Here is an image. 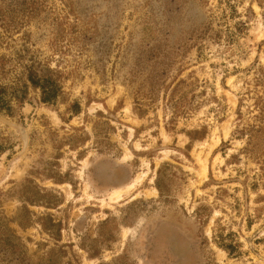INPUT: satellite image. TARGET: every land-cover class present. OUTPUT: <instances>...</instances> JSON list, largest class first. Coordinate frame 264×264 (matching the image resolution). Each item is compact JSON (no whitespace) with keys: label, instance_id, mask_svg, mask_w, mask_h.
<instances>
[{"label":"rangeland","instance_id":"374dc122","mask_svg":"<svg viewBox=\"0 0 264 264\" xmlns=\"http://www.w3.org/2000/svg\"><path fill=\"white\" fill-rule=\"evenodd\" d=\"M0 264H264V0H0Z\"/></svg>","mask_w":264,"mask_h":264},{"label":"bare ground","instance_id":"6f19581e","mask_svg":"<svg viewBox=\"0 0 264 264\" xmlns=\"http://www.w3.org/2000/svg\"><path fill=\"white\" fill-rule=\"evenodd\" d=\"M254 7H255L256 10L258 9V7L256 5ZM225 134H227V132ZM217 142H218V138L214 139V142L209 145V151L212 149L214 144H216ZM130 156H131V154L128 153L127 155H125L124 158L130 157ZM198 161H199V170H198L197 174L199 176H201L202 179H203L206 176V171H207L206 157L205 158L198 157ZM26 165L27 164L25 162L19 161L17 159L15 161V163L13 164L12 168H11L10 176H19V175H21L24 172V168H25ZM146 174H147V171H142V172L137 173L132 178L131 182H129L128 184L124 185L123 187H117V188L112 189L107 194L106 197H102L101 198V202L103 204L106 203L105 202L106 199H108L111 202H117V201L121 200L123 198V195H125V194L134 195L132 198L138 196L139 193L135 189L144 180V177L146 176ZM86 189H87V187L85 188V191H86ZM89 196H90V194H89ZM135 229L136 228H134V227L133 228L132 227H126V228H124V232L125 233L130 232V233H132V235H134L135 234Z\"/></svg>","mask_w":264,"mask_h":264},{"label":"trees","instance_id":"16d2710c","mask_svg":"<svg viewBox=\"0 0 264 264\" xmlns=\"http://www.w3.org/2000/svg\"><path fill=\"white\" fill-rule=\"evenodd\" d=\"M30 83L38 88L40 91V100L42 102L52 103L56 100L60 85L58 82L50 76L37 77L36 75H29Z\"/></svg>","mask_w":264,"mask_h":264},{"label":"water","instance_id":"95a60500","mask_svg":"<svg viewBox=\"0 0 264 264\" xmlns=\"http://www.w3.org/2000/svg\"><path fill=\"white\" fill-rule=\"evenodd\" d=\"M23 132V131H22ZM23 134H24V132H23Z\"/></svg>","mask_w":264,"mask_h":264}]
</instances>
